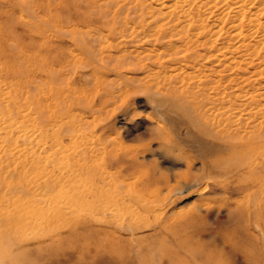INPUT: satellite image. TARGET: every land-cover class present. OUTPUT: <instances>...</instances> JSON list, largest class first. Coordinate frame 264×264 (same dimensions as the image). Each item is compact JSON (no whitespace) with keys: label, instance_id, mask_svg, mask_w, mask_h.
<instances>
[{"label":"rangeland","instance_id":"374dc122","mask_svg":"<svg viewBox=\"0 0 264 264\" xmlns=\"http://www.w3.org/2000/svg\"><path fill=\"white\" fill-rule=\"evenodd\" d=\"M123 1L0 0V264H264V46L246 48L264 27L246 18L233 39L235 7L207 3L206 30L179 35L166 17L148 43L152 10L141 24ZM164 1L149 0L188 9ZM110 9L126 22L110 28ZM218 85L228 96L203 119L235 128L236 155L185 116Z\"/></svg>","mask_w":264,"mask_h":264},{"label":"bare ground","instance_id":"6f19581e","mask_svg":"<svg viewBox=\"0 0 264 264\" xmlns=\"http://www.w3.org/2000/svg\"><path fill=\"white\" fill-rule=\"evenodd\" d=\"M115 1V0H114ZM128 1V0H127ZM127 1H125L126 2V4H123V5H127ZM129 1H133V0H129ZM134 1H136V2H138V4L136 5V4H134V5H132V7L131 8H129L126 12L128 13V15H127V17L128 16H130V15H133L132 16V20L133 19H135L136 20V22L138 21V22H140L141 23V18H144L143 17V13H144V11L145 10H152V13H151V17H153L154 18V20L153 21H151V23H147V25H146V27L144 26L143 28L145 29V32H147V34H148V43L149 42H154V43H156L157 44V42H159L160 41V39H162V38H166V35H165V33H168V35L170 34L168 31H167V29H166V31H165V33L164 34H159V32H160V30H158V26H157V24H159V21H160V19H164V18H170V20H171V22H169V23H171L172 25V27H169V29H171V30H173L174 29V27H177L176 28V30L177 29H179L180 28V30H179V35H183V34H189L190 33V31L191 30H197L198 29V31L199 30H201V29H203V30H206V28H203V21L201 20V18H200V15H199V13L201 12V9H202V7L205 5H207V3H209V4H211L212 6L210 7V8H208V9H211L210 11H212V9H214V8H216L217 6H219V5H225L226 4V6H227V8H230L231 6H234L235 8V12H234V14H233V16H229L228 17V20H229V22L231 21V23H233V24H236L235 26H233V27H231V28H229V31L232 33L231 35V38H233V39H237V38H240L241 37V32L239 31V28H241V26H243L244 24V19H248L249 20V24H251L252 22L253 23H258L257 25H258V28H261V27H264V20L262 21L261 19L264 17V0H205V3H203V4H201L200 5V2H202V1H200V0H189L188 2H186L187 3V6H188V9H185V8H183V7H179V12H181L182 13V15L181 16H177L178 15V13L176 14V10L177 9H175V10H171L170 9V7H171V5H170V7L168 8L167 6H166V8H168V9H170L171 11H166L167 9L166 8H164V7H160V6H165V5H167L166 3H165V1L164 0H151L152 1V3H154L153 5H155V3H159V4H157V6L158 5H160L159 7H154V6H152L151 4V2H149V0H134ZM180 1H182V0H174V1H172L171 0V2H173V3H175V5L177 6L178 4L177 3H179ZM112 2V1H111ZM116 2H118V1H116ZM124 2V1H123ZM124 2V3H125ZM166 2H167V0H166ZM168 2H170L169 0H168ZM109 3H110V1H109ZM114 4H115V2H113ZM113 4V5H114ZM185 4V3H184ZM208 4V5H209ZM106 5V4H105ZM112 5V4H111ZM129 5V4H128ZM169 5V4H168ZM175 5H173V6H175ZM101 6H103V5H100L99 7L101 8ZM122 6V5H121ZM210 6V5H209ZM98 7V6H97ZM106 7V6H105ZM123 8H125L124 6H122ZM109 8V7H108ZM127 8V7H126ZM116 9V8H115ZM166 9V10H165ZM205 9L207 10V8L205 7ZM94 10V9H93ZM95 10H97V9H95ZM104 10V9H103ZM103 10H102V12H103ZM109 10V9H108ZM108 10H107V12H108ZM117 10V9H116ZM123 10V9H122ZM125 10V9H124ZM165 10V11H164ZM110 11H112L111 9H110ZM118 11V10H117ZM208 11V10H207ZM206 11V12H207ZM178 12V11H177ZM205 12V11H204ZM246 12H248L250 15L248 16V17H246ZM93 13H95V12H93ZM142 13V14H141ZM96 15H97V12L95 13ZM102 14H104V12L102 13ZM111 14V13H110ZM121 14L123 15L124 14V12H121L120 14H118L116 11L113 13V11H112V18H110L109 16L110 15H107V17H109L110 19H106V16L104 17V19L105 20H107V25H109V27L110 26H112V28H114L116 25H118V24H122V23H125L126 22V18H123V16L121 17ZM88 15V14H87ZM100 15H101V12H100ZM115 15V16H114ZM116 15H118L117 17H116ZM125 15V14H124ZM147 15V14H146ZM203 15V14H202ZM204 16V15H203ZM95 17H97V16H95ZM125 17V16H124ZM151 17H150V19H151ZM202 17V16H201ZM251 18V19H250ZM75 19V18H74ZM264 19V18H263ZM261 20V21H260ZM103 21V20H102ZM142 21L144 22V20L142 19ZM148 21V20H147ZM162 21V20H161ZM221 21H223V19H221ZM221 21H219V25H217L216 26V30H212L211 32H212V37H216V36H221V35H223V28H222V26L220 25L221 24ZM146 22V21H145ZM163 22H165V21H163ZM247 22V21H246ZM197 23H201V26H198L197 25ZM217 23V22H216ZM223 23V22H222ZM136 24V23H135ZM139 24V23H138ZM142 24V23H141ZM104 25H106V24H104ZM124 25V24H123ZM122 25V26H123ZM134 25V24H133ZM126 26V25H125ZM132 26V25H131ZM141 26V25H140ZM157 26V27H156ZM169 26V25H168ZM249 26V25H248ZM107 28H108V26H106ZM134 27V26H133ZM132 27V28H133ZM155 27L157 28V29H155ZM163 27V26H162ZM215 27V26H214ZM226 27V26H225ZM104 28V27H103ZM111 28V27H110ZM127 27H124V29H126ZM70 29V28H69ZM109 29V28H108ZM160 29V28H159ZM168 29V30H169ZM256 29V28H255ZM262 29V28H261ZM134 30H135V28H134ZM224 30H225V28H224ZM64 31V30H63ZM78 31V30H77ZM113 31V30H112ZM116 31H117V29H116ZM136 31V30H135ZM141 31V30H140ZM174 31V30H173ZM251 31V30H250ZM261 31V30H260ZM264 31V30H263ZM263 31H261V33L263 32ZM73 33H75V30L74 31H72ZM118 32V31H117ZM121 32V31H120ZM124 32V31H123ZM125 32H127L126 30H125ZM163 32V31H162ZM172 32V31H171ZM247 32V31H246ZM229 33V32H228ZM249 33V32H248ZM257 32H255L254 34H256ZM259 33V32H258ZM264 33V32H263ZM85 34H87V33H85ZM62 35V34H61ZM76 35V34H75ZM116 35H120L121 36V34H117L116 33ZM179 35H178V40H179ZM225 35V34H224ZM250 35V34H249ZM99 36V35H98ZM102 36V35H101ZM173 37H176L177 36V34H174V35H172ZM259 37H261L260 35H258ZM76 37L77 38H74L75 39V41L76 42H78L79 43V45H81V46H83L84 48H85V50H87L88 52H89V55H90V57L92 56V55H94L92 58H93V61L94 62H101V61H103V53L101 54V52H100V50L98 49V47H101V45L100 46H98L97 44H96V41H95V39H94V37H93V40H89V39H87V36H85V35H83V34H79V36H78V34L76 35ZM211 37V38H212ZM246 37H247V35H246ZM263 38H260L257 42H256V44H254V46L253 45H248V46H246V48L249 50H252L251 48L252 47H255L256 49H258V48H260L261 46H264V44H263V42H264V35L262 36ZM125 38V37H124ZM134 38V37H133ZM142 38V37H141ZM151 38V39H150ZM169 38V37H168ZM171 38V37H170ZM188 38V37H187ZM186 38V39H187ZM242 38V37H241ZM244 38H245V36H244ZM255 38V37H254ZM258 38V37H257ZM256 38V39H257ZM131 39V38H130ZM152 39H154V40H152ZM181 39V38H180ZM247 39H249V37L247 38ZM182 40V39H181ZM237 40H239V39H237ZM241 40V39H240ZM141 41V40H140ZM165 41V40H164ZM172 41V40H171ZM131 42V41H130ZM137 42H139V41H137ZM186 42V41H185ZM210 42V41H209ZM208 42V43H209ZM241 42V41H240ZM252 42V41H251ZM251 42H250V44H251ZM132 43H134V42H132ZM160 43H161V41H160ZM163 43V42H162ZM207 43V44H208ZM239 43V42H238ZM100 44V43H99ZM138 44V43H137ZM164 44V43H163ZM167 44H168V42H167ZM170 44V43H169ZM207 46V45H206ZM211 46V45H210ZM245 46H244V48H245ZM203 47H205V46H203ZM102 48V47H101ZM181 48H182V46H181ZM207 48V47H206ZM240 48V47H239ZM254 48V50H256ZM142 49V48H141ZM169 49H170V47H169ZM187 49H188V47H187ZM184 50L185 52H187L188 50ZM190 49V48H189ZM264 49V48H263ZM95 50V51H94ZM253 51V50H252ZM257 51V50H256ZM86 52V51H85ZM183 52V51H182ZM182 52H174L175 54H173L172 56H174V55H177V54H183ZM214 52V51H213ZM254 52V51H253ZM145 53V52H144ZM228 53V52H227ZM255 53H257V52H255ZM259 54H260V52H258ZM146 54V53H145ZM242 54V53H241ZM258 54V55H259ZM147 55V54H146ZM149 55H151V54H149ZM148 55V56H149ZM153 55V54H152ZM202 55V54H201ZM247 55V54H246ZM246 55H244V56H246ZM257 55V54H256ZM256 55H254V56H256ZM262 55H263V52H262ZM130 56V55H129ZM190 56V58H191V55H189ZM205 56V55H204ZM252 56V55H251ZM90 57L88 58V60L90 59ZM126 57V56H125ZM153 57V56H152ZM214 57V56H213ZM212 57V58H213ZM226 57V56H225ZM248 57V56H247ZM258 57H260V56H258ZM257 57V58H258ZM209 58V57H208ZM207 58V59H208ZM220 56H219V61H218V64H216V66L218 67V66H221V64H223V62L221 63V61H220ZM227 58V57H226ZM243 58V57H242ZM256 58V57H255ZM149 59V58H148ZM210 59V58H209ZM214 59V58H213ZM225 59V58H224ZM233 59H234V57H233ZM245 59H249V57L248 58H245ZM260 59H262V58H260ZM264 59V58H263ZM110 60V59H109ZM124 60V59H123ZM131 60V59H130ZM130 60H129V62H130ZM134 60V58L131 60V62H134L133 61ZM202 60V59H201ZM216 60V59H215ZM229 60L231 61L232 60V58H229ZM242 60V59H241ZM78 61V60H77ZM138 61H139V59H138ZM234 61V60H233ZM250 61V60H249ZM262 61V60H261ZM128 62V63H129ZM130 62V63H131ZM136 62V61H135ZM133 63L132 65H134V64H136V63ZM140 62V61H139ZM138 62V63H139ZM198 63L200 62V61H197ZM216 61H212V63H215ZM254 62V61H253ZM259 62H260V60H259ZM108 63V62H107ZM228 63V62H227ZM236 63H237V60H236ZM239 63H240V61H239ZM247 63V62H246ZM263 63V62H262ZM103 64V63H102ZM105 64V63H104ZM156 64V63H155ZM243 64V63H242ZM241 64V65H242ZM245 64V63H244ZM264 64V63H263ZM75 65V64H74ZM89 65H93V64H89ZM129 65H131V64H129ZM225 66L227 65V64H224ZM223 65V66H224ZM230 65V64H229ZM228 65V66H229ZM234 66H236L235 64H233ZM262 65V64H261ZM83 66V65H82ZM122 66V65H121ZM124 66H126V65H124ZM246 66V65H245ZM137 67V66H136ZM212 67V66H211ZM232 67V66H231ZM242 67V69L244 70V68H243V66H241ZM262 67H263V65H262ZM124 68V67H123ZM228 68V67H227ZM229 68H230V66H229ZM235 68L233 67V70H234ZM239 69V68H238ZM264 69V68H263ZM71 70H72V68H71ZM224 70H225V67H224ZM229 70V69H228ZM227 70V71H228ZM237 70V69H236ZM241 70V69H240ZM257 70V69H256ZM259 70V69H258ZM248 71V70H247ZM214 72V71H213ZM221 72V71H220ZM223 72V71H222ZM229 72L231 73V71L229 70ZM246 72V71H245ZM184 73V72H183ZM247 73H249V72H247ZM247 75V74H246ZM185 76V75H184ZM222 76V75H221ZM233 76V75H232ZM253 77H254V75H252ZM147 77V76H146ZM252 77V78H253ZM224 78V77H223ZM226 78V77H225ZM177 79V78H176ZM220 79V78H219ZM233 79V78H232ZM216 80V79H215ZM223 79H221V82H223L224 80H226V79H224L223 81H222ZM245 80H247V79H245ZM210 82L209 83H211V80H209ZM214 80H212V82H213ZM231 81V80H230ZM229 81V82H230ZM233 81V80H232ZM249 81V80H248ZM215 82V81H214ZM234 82V81H233ZM247 82V81H246ZM206 83V82H205ZM225 83V82H224ZM227 83V82H226ZM239 83V82H238ZM247 83H250V82H247ZM207 85V84H206ZM211 85V84H210ZM235 85V84H234ZM260 85H261V83H260ZM263 85V84H262ZM194 86V85H193ZM237 86H238V84H237ZM135 87V86H134ZM202 87V86H201ZM204 87V86H203ZM208 87V86H207ZM218 87H219V85H218ZM220 87H223V86H221L220 85ZM219 87V89H215V92H213L214 93V96L213 97H211V96H209V95H204V92L202 91V92H197L196 94H194V97L193 98H195L196 99V101H199V102H203L204 103V105H202V106H197L198 107V109H196L195 108V110L193 109V108H191L190 107V109H187L186 110V114H185V116L187 117V118H189L188 120H189V122L191 123V126L193 125L194 126V128H197L201 133H203L205 136H210V138L211 137H213V138H215V140L217 141V139L218 140H221L222 141V143H228L229 145H230V147L229 146H227V147H229V151H234V153H235V145L237 144L236 143V139H237V134H235V133H233L234 131V129L231 131L232 133H230V132H226V130H223V129H221L222 131H217V132H214L213 131V129H214V127H215V123L214 124H211V123H209L208 121L210 120L209 119V117H208V115H206V113H208L209 111L208 110H206L207 108H205V105H206V102L207 101H214V99L215 98H217L218 99V101L220 100V99H226V97L228 96V94H226L227 92H226V90H223V91H225L226 93H222L221 91L222 90H220L221 88ZM193 88V87H192ZM231 88V87H230ZM262 88H264L263 86H262ZM199 89V88H198ZM202 89V88H201ZM210 92V91H209ZM156 93V92H155ZM189 93V92H188ZM191 94V93H190ZM233 94V93H232ZM231 94V95H232ZM258 94H261V93H258ZM257 94V95H258ZM159 95V94H158ZM255 95V94H254ZM261 95H263V94H261ZM258 96H260V95H258ZM264 96V95H263ZM262 96V97H263ZM253 97V96H252ZM233 98V97H232ZM256 98H258V97H256ZM207 100V101H206ZM253 100V99H252ZM198 102V103H199ZM194 105V104H193ZM257 105V104H256ZM195 106V105H194ZM193 106V107H194ZM183 107V106H182ZM240 107V106H239ZM242 107V106H241ZM240 107V108H241ZM213 109H211V111H212ZM220 110V109H219ZM185 111V110H184ZM235 111V110H234ZM243 111H245V110H243ZM261 111H263V110H261ZM218 112V111H217ZM222 112H224V111H222ZM229 112H231V111H229ZM219 113V112H218ZM221 113V112H220ZM219 113V114H220ZM213 114V113H212ZM219 114H217V116L219 115ZM225 114V113H224ZM223 114V116H225ZM227 114V113H226ZM257 114V113H256ZM260 114V113H259ZM194 115H196V117L194 116ZM221 115V114H220ZM219 115V116H220ZM204 116H207L208 117V123H205L206 121H204V119H203V117ZM230 116V115H229ZM260 116V115H259ZM206 117V118H207ZM220 117H222V116H220ZM216 118V117H215ZM250 118H252V117H250ZM226 119V118H225ZM263 119V118H262ZM207 120V119H206ZM220 120V119H219ZM238 120H240V119H238ZM245 120V119H244ZM216 121V120H215ZM236 121V120H235ZM241 122H243V119H241L240 120ZM263 121V120H262ZM221 122V121H220ZM204 123V124H203ZM221 123H223V122H221ZM221 123H220V125H221ZM256 123V122H255ZM259 123V122H258ZM258 123H256V124H258ZM218 124H219V122H218ZM227 124V123H226ZM234 124V123H233ZM236 124V123H235ZM239 124H241V123H239ZM243 124V123H242ZM254 124V123H253ZM252 124V125H253ZM255 125V124H254ZM264 126V125H263ZM217 127V126H216ZM242 127H244V124H243V126ZM246 127V126H245ZM253 127H255V126H253ZM223 128V127H222ZM247 128H248V126H247ZM243 129V128H242ZM242 129H241V131H242ZM255 129V128H254ZM215 130V129H214ZM231 130V129H230ZM237 130V129H236ZM235 130V131H236ZM249 130V129H248ZM258 130V129H257ZM229 131V130H228ZM251 131V130H250ZM261 132V131H260ZM240 133V132H239ZM262 133V132H261ZM260 133V134H261ZM251 135V134H250ZM253 135V134H252ZM257 135V134H256ZM244 136V135H243ZM240 137V136H239ZM242 138V137H241ZM246 138V137H245ZM244 138V139H245ZM257 138H259V137H257ZM262 138V137H261ZM263 140H264V138H262ZM215 140H214V142H215ZM221 143V144H222ZM244 143V142H243ZM242 144V143H241ZM255 144V143H254ZM107 145H108V143H107ZM252 145H253V142H252ZM239 146V145H238ZM243 146V145H242ZM245 146H247V145H245ZM244 146V147H245ZM248 146H249V144H248ZM254 146H256V145H254ZM241 147V146H240ZM250 147V146H249ZM246 148V147H245ZM244 148V149H245ZM251 148H252V146H251ZM243 149V150H244ZM250 149V148H249ZM253 149V148H252ZM251 149V150H252ZM228 150V149H227ZM242 150V149H241ZM240 150V151H241ZM254 150V149H253ZM247 150H245V152H246ZM256 151H258V149H257V147H256ZM245 152L243 153V154H245ZM237 154H239V152L237 153ZM242 154V153H241ZM252 154V153H251ZM234 155H236V153L234 154ZM240 155V154H239ZM255 155V154H254ZM262 155V154H261ZM244 157H247L246 155H243ZM249 156V155H248ZM256 156V155H255ZM248 158V157H247ZM262 159V158H261ZM4 161V160H3ZM16 216V215H15ZM9 217V216H8ZM7 217V218H8ZM12 217V216H11ZM24 217V216H23ZM6 219V218H5ZM8 219H10V218H8ZM21 219V218H20ZM16 221H18L17 219H16ZM6 222V221H5ZM8 222H11V221H8ZM14 222V221H13ZM12 224H14V223H12ZM11 224V225H12ZM14 227V226H13ZM11 229H14V228H11ZM10 228L8 229V230H11ZM1 253V252H0ZM4 255V254H3ZM6 256V255H5Z\"/></svg>","mask_w":264,"mask_h":264}]
</instances>
